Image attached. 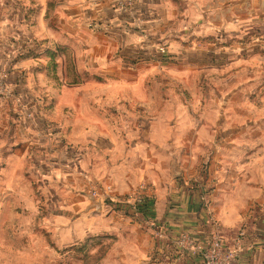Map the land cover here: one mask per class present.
<instances>
[{
    "label": "rangeland",
    "instance_id": "374dc122",
    "mask_svg": "<svg viewBox=\"0 0 264 264\" xmlns=\"http://www.w3.org/2000/svg\"><path fill=\"white\" fill-rule=\"evenodd\" d=\"M54 1L51 10L46 5L48 18L54 13ZM0 2V18L5 20L0 32L4 33L14 1ZM44 8L43 3L38 18ZM242 38L236 42L237 59L227 57L234 50L221 46V63L215 66H153L152 57L140 60L138 52H121L115 48L116 41L106 53H111L112 60L105 59L103 51V57L91 65L83 58L76 61L73 50L59 49L51 60L53 65L45 60L48 64L26 74L22 67H15V54H7L11 47L8 36L1 35L0 264H109L120 234L106 232L99 220L108 207L101 211L91 207L92 191L108 185L102 178L107 144L103 137L109 131L113 132L109 140L150 139V160L157 150L169 151L180 158L184 169L201 170L204 177V155L211 149L197 138L210 143L223 131L214 129L213 123L204 129L196 123L218 116L214 110L205 112L206 108L230 106L231 121L242 123L234 127L230 138L253 139L251 154L264 157V56L238 59L242 45L259 46L261 39ZM247 40L251 42L245 43ZM33 47H37L36 41L30 51ZM68 54L76 66V82L67 73ZM12 73L23 81L9 79ZM126 121L136 128L116 130L117 124ZM139 123L146 125L143 131ZM90 134L97 141L89 140ZM71 135L76 142L69 139ZM138 160H143L140 153ZM123 162L126 159L120 164ZM92 167L99 174H92ZM116 194L129 199V204L143 198L142 194ZM92 215H99L95 223ZM107 246L111 249L99 260Z\"/></svg>",
    "mask_w": 264,
    "mask_h": 264
},
{
    "label": "crops",
    "instance_id": "0c3cea01",
    "mask_svg": "<svg viewBox=\"0 0 264 264\" xmlns=\"http://www.w3.org/2000/svg\"><path fill=\"white\" fill-rule=\"evenodd\" d=\"M13 1L12 12L6 17L8 32H0V37L8 36L11 47L7 54H15V67H22L26 74L48 64L45 60L53 65L51 60H55L59 49L73 50L76 61L83 58L91 65L103 57V51L104 58L112 60L111 53H106L116 41L115 48L121 52H138L140 60L152 57L153 66H215L221 63L222 54L219 44L209 39L234 50L227 57L237 59L236 42L244 35L255 38L252 24L264 19V0H139L129 15L120 13L114 0H57L50 18L45 14L48 0ZM43 3L44 12L38 18ZM35 41L37 47L30 51ZM260 48L253 47V43L242 45L238 59L249 61L261 53L264 56ZM134 59L137 58H131ZM9 79L21 82L24 78L12 73ZM208 110H214L218 116L202 118L197 126L204 129L213 123L214 129L223 133L210 143L197 138L203 147L207 144L211 149L204 155V177L201 170L192 173L184 169L180 158L169 151L157 150L150 160V139L109 140L112 131L100 136L107 142L102 181L120 195L133 193L147 198L142 201V210L135 213L138 216L131 214L134 212L128 205L100 199L102 210L108 207V212L99 220L104 222L106 232L120 234L119 244L113 249L116 251L112 250L108 257L109 264H204L201 256L186 254L176 259L171 252L173 241L184 232L205 247L208 245V225L199 197L203 180L210 187L212 210L222 226L226 246L240 248L233 264H264V157L256 152L251 154L253 139L230 138L231 131H236L234 127L242 124L231 121L230 106L208 107L205 112ZM116 127L119 131L136 128L127 121ZM145 127L140 124L141 131ZM90 135L93 137L89 140L97 141L95 134ZM69 139L76 140L74 135ZM139 153L142 161L138 160ZM123 159L127 162L120 164ZM90 171L94 175L100 172L93 167ZM116 193L114 196L121 197ZM125 214L139 221H131ZM97 218L99 215H92L91 221L95 223Z\"/></svg>",
    "mask_w": 264,
    "mask_h": 264
},
{
    "label": "built area",
    "instance_id": "2783aa9c",
    "mask_svg": "<svg viewBox=\"0 0 264 264\" xmlns=\"http://www.w3.org/2000/svg\"><path fill=\"white\" fill-rule=\"evenodd\" d=\"M114 2L120 13L129 15L137 7L139 0H114ZM252 25L254 36L257 39H261L257 44H260L259 47H264V19H258ZM160 51H165V49L161 48ZM203 181L199 185V197L202 203V213L205 218V222L208 225V245L205 247L196 241L191 234L184 232L175 241H173L171 252L176 255V259H181L182 256L187 254L192 256H201L204 264H233L240 248H229L226 246V239L222 226L212 210L210 187ZM112 192V186H105L103 190L95 188L91 194L95 198H99L110 203L118 202L121 205L127 204L134 213L139 211L138 204L142 202V198H138V200L136 199L137 201L133 204H129V199L118 198L114 196ZM171 252L169 257L170 261H172Z\"/></svg>",
    "mask_w": 264,
    "mask_h": 264
},
{
    "label": "trees",
    "instance_id": "16d2710c",
    "mask_svg": "<svg viewBox=\"0 0 264 264\" xmlns=\"http://www.w3.org/2000/svg\"><path fill=\"white\" fill-rule=\"evenodd\" d=\"M55 3V1L54 0H50V2H49V4H48V6H49V9L51 10L52 9V5ZM210 40V42L212 43H215V44H219L218 45V47H221V46H223V47H227V46H225V44L223 43V44H221V42L219 43V41L218 40H216V39H209ZM247 41H245V43H246ZM66 52H67V50H65ZM259 51H262L263 53H264V47H261L260 49H259ZM68 53H70V51H68ZM75 63L73 62V60H72V56H71V54H68V63H67V67H66V69H67V73H68V75H69V78L73 81V82H76V77H75ZM88 74V73H87ZM72 83V82H71ZM74 84V83H73ZM145 199H147V198H145ZM142 201H143V199H142ZM143 203L141 202L140 204H138L139 205V208H140V210H142V205ZM107 236V235H106ZM107 237H112V236H107ZM111 249V246H107V247H105L104 249H103V252L101 253V255H100V257H99V260H102L105 256H106V254L109 252V250Z\"/></svg>",
    "mask_w": 264,
    "mask_h": 264
},
{
    "label": "water",
    "instance_id": "95a60500",
    "mask_svg": "<svg viewBox=\"0 0 264 264\" xmlns=\"http://www.w3.org/2000/svg\"><path fill=\"white\" fill-rule=\"evenodd\" d=\"M91 200H92V205L91 207L101 211L102 210V202L99 198H95L93 196H91Z\"/></svg>",
    "mask_w": 264,
    "mask_h": 264
}]
</instances>
